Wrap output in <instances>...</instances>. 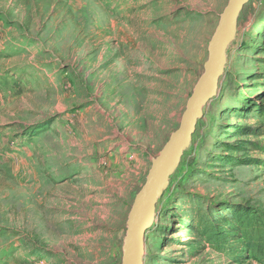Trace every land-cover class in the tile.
Returning <instances> with one entry per match:
<instances>
[{"label":"rangeland","instance_id":"rangeland-1","mask_svg":"<svg viewBox=\"0 0 264 264\" xmlns=\"http://www.w3.org/2000/svg\"><path fill=\"white\" fill-rule=\"evenodd\" d=\"M228 0H0V264H121ZM155 206L142 264H264V0Z\"/></svg>","mask_w":264,"mask_h":264},{"label":"water","instance_id":"water-1","mask_svg":"<svg viewBox=\"0 0 264 264\" xmlns=\"http://www.w3.org/2000/svg\"><path fill=\"white\" fill-rule=\"evenodd\" d=\"M249 0H228L209 42L208 58L182 114L179 127L171 134L159 155L152 160L145 183L136 195L127 220L121 264H142L144 237L155 217V206L166 190L183 152L189 147L202 117V109L216 95L224 71L226 50L235 38L237 18Z\"/></svg>","mask_w":264,"mask_h":264},{"label":"trees","instance_id":"trees-1","mask_svg":"<svg viewBox=\"0 0 264 264\" xmlns=\"http://www.w3.org/2000/svg\"><path fill=\"white\" fill-rule=\"evenodd\" d=\"M259 248V251H260V259H262V260H264V248H260V247H258Z\"/></svg>","mask_w":264,"mask_h":264}]
</instances>
